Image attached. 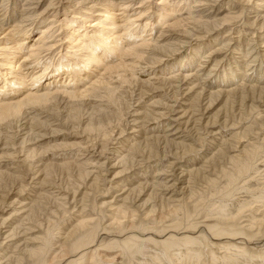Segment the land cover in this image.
Returning a JSON list of instances; mask_svg holds the SVG:
<instances>
[{"label": "rangeland", "instance_id": "374dc122", "mask_svg": "<svg viewBox=\"0 0 264 264\" xmlns=\"http://www.w3.org/2000/svg\"><path fill=\"white\" fill-rule=\"evenodd\" d=\"M26 1L0 3V21L12 20L0 33V45L22 46L21 53L0 52V107L25 102L21 118L0 121V172L7 175L0 183V264L8 256L20 257L21 250L40 246L47 233L59 246L62 233L80 220H91L88 228L99 224L100 235L81 258L72 257L77 264H156V257L169 264L160 241L174 234L198 241L173 248L171 264H264V27L251 25L256 2L133 0L125 10L110 6V18H105L98 16L101 3L87 14L83 8H68L70 0H33L28 7ZM23 8L30 10L21 13ZM191 18L217 26L206 34ZM67 20L75 22L68 29ZM178 22L184 26L171 30L169 26ZM102 23H114L115 28H98ZM99 33L110 35L106 47L95 39ZM91 42L97 46L91 51L93 61L85 49ZM156 46L176 50L157 53ZM159 56L160 61H150ZM70 93H78V98ZM45 94L49 98L42 106L24 101ZM138 144L130 163L112 168L116 157ZM230 157L245 166L237 169ZM124 168L126 173L114 178ZM79 169L85 172L83 181L77 177ZM119 179L127 188H150L140 200L137 194L130 197L126 206L136 217L122 220L128 225L117 229L111 224L114 207L109 206L116 207L113 200L118 201L120 193L112 185ZM163 185L170 191L163 192ZM151 191L155 198L149 196ZM161 198L171 200L167 203L175 212L164 209L166 220L161 222L157 212L152 220L145 218L142 213L149 203L142 209L139 205L149 199L150 206H159ZM34 201L41 202V215L36 223L24 221ZM224 216L233 220L225 225ZM249 223L252 229L246 227ZM231 225L252 236H211ZM12 229L16 236L7 237ZM133 235L131 254L123 252L120 241ZM241 248L253 252L254 258L243 257ZM95 249L99 260L88 258ZM188 249L196 253L190 256ZM52 256L46 257L48 262ZM228 257L232 261L227 263ZM33 260L26 256L19 264H36Z\"/></svg>", "mask_w": 264, "mask_h": 264}, {"label": "bare ground", "instance_id": "6f19581e", "mask_svg": "<svg viewBox=\"0 0 264 264\" xmlns=\"http://www.w3.org/2000/svg\"><path fill=\"white\" fill-rule=\"evenodd\" d=\"M4 1V0H3ZM2 1V2H3ZM16 1V0H15ZM25 1V0H24ZM68 1V0H67ZM148 1V0H147ZM251 0H248L247 1V3H249ZM256 3H255V5H257L258 6V8H255L256 9V11L254 12L255 14H254V20L252 21L253 23L251 24V25H259V28L260 29H262L263 27H264V0H254ZM2 2H0V3H2ZM34 2L35 1H33V0H27L26 1V3H25V5L28 7V6H31L32 4H34ZM38 2V1H37ZM133 2V0H119V2H115V0H70V2H67L66 3V5H68L67 7L69 8V7H71V6H75V8H79L78 10L79 11H81V9L83 8V10L85 9V10H87L88 12H87V14L88 13H90V11L91 10H94L93 8H94V6H96L95 4H99V3H101V5H103L104 6V8H103V11H100V13H98V16H104L105 18H110L109 16V10H108V8L110 7V6H115V7H120V8H122V9H120V10H125L127 7H129L130 5H131V3ZM89 3H91L90 4V6H86V5H88ZM4 4V3H3ZM36 4V3H35ZM2 5V4H1ZM52 4H50V6H51ZM100 5V4H99ZM5 6V5H4ZM49 6V7H50ZM53 7V6H52ZM67 7H66V10H67ZM5 9H6V7H5ZM64 9H65V7H64ZM30 9H25V8H23L20 12L22 13L23 11L25 12V11H29ZM32 10V9H31ZM1 11V10H0ZM6 10H4V12H5ZM54 14H56V13H54ZM34 15V14H33ZM168 15V14H167ZM24 16H25V14H24ZM170 16V15H169ZM140 17V16H139ZM199 17H202V16H199ZM25 19H26V17H25ZM81 19H85L84 17H82ZM128 19V18H127ZM139 19V18H138ZM194 18H191L190 19V21H194L193 20ZM9 20H11L10 18H8V19H6V21L4 22V20L3 21H0V33H4V31L5 30H7V28H5V26L8 24V21ZM198 20V19H197ZM12 21V20H11ZM24 21H27V19L26 20H21V21H19L18 23V26H20ZM68 21V20H67ZM138 20L136 19L135 20V22H137ZM74 22V20H70V21H68V23L66 24V29H68L69 27V25L70 24H72ZM198 26H200V27H204V29H205V33L207 34V33H209L210 31H212V30H214L213 28H215L216 26H217V24H215V23H202V22H196V21H194ZM75 23V22H74ZM130 23V22H129ZM217 23V22H216ZM134 24V22H131L130 23V25H133ZM149 24V23H148ZM128 25V24H127ZM94 26H95V24H94ZM98 26V28L99 27H101L102 29H106V30H113L114 28H115V26H114V23H112V24H110L109 26H107L105 23H102V24H98L97 25ZM96 26V27H97ZM129 26V25H128ZM145 27L147 26V25H144ZM184 26V24H183V22H178V23H176V24H174V25H171V26H169L170 27V29L171 30H176V29H178V28H180V27H183ZM28 27V26H27ZM117 27V26H116ZM151 27V26H150ZM15 28H17L16 26H15ZM24 28H26V27H24ZM129 28V27H128ZM14 29V28H13ZM13 29H12V31L8 34L9 36H11V34H12V32H13ZM150 29V28H149ZM15 30H17V29H15ZM116 31V30H115ZM19 32H24V31H20L19 30ZM136 33V32H135ZM182 33L184 34V35H188V32L187 31H182ZM18 34V33H17ZM24 34V33H23ZM102 34V33H101ZM106 34V33H105ZM191 34V33H190ZM98 36H96V40H100L99 41V44H100V47L101 48H103V47H106L109 43H108V40L110 39V35L108 34L107 36H104V35H101V36H99L100 35V33L99 34H97ZM116 36V35H115ZM105 37V38H104ZM117 37V36H116ZM129 37V36H128ZM192 37V36H191ZM82 38H84V37H82ZM104 38V39H103ZM80 39V38H79ZM9 40V39H8ZM117 40V42L120 40V39H116ZM43 41V40H42ZM143 41H144V39H143ZM78 43H79V40L77 41ZM111 43H113L112 45H113V47L115 48V46L114 45H116V43H115V41H113V42H111ZM111 43H110V45H111ZM153 43V42H152ZM183 43H185V42H182L181 44H183ZM98 43H96V45H97ZM120 44V43H119ZM84 45H86V44H84ZM121 45V44H120ZM9 45H7L6 43H2L1 45H0V52H4V51H6V50H11V49H16V53H21V48H22V46H20V45H17V43L13 46V47H8ZM118 46V45H117ZM116 46V47H117ZM146 46H148V45H146ZM16 47V48H15ZM97 46H95V44L94 43H90L89 45L87 44L86 46H85V49L86 50H88V52H89V56H90V59L92 60L93 58H92V49L93 48H96ZM112 47V46H111ZM167 47V46H166ZM166 47H155V48H153L154 49V52H157V53H159V52H162L163 54H166V53H168V52H170V54H173L174 52H175V50H176V48H172L171 50L169 49L168 50V48H166ZM227 47V46H226ZM32 48V47H31ZM33 48H34V46H33ZM40 48V47H39ZM38 48V49H39ZM36 49V48H35ZM109 51H111L110 49H108ZM129 51H131V49L129 50ZM165 51H166V53H165ZM30 52V51H29ZM32 53V52H31ZM111 53H113L112 51H111ZM161 53V54H162ZM9 54V53H8ZM4 56H6V55H4ZM158 56V55H157ZM247 56H249V55H247ZM257 56V55H256ZM88 57V56H87ZM7 58V57H6ZM11 58H13V57H11ZM140 58V57H139ZM8 59V58H7ZM6 59V60H7ZM89 59V58H88ZM88 61V60H87ZM93 61V60H92ZM91 61V62H92ZM150 61H152V63H155V62H158V61H160V56H159V58H155V57H153L152 59L150 58ZM253 61V60H252ZM89 62V61H88ZM185 73V72H184ZM184 77V76H183ZM185 77H186V75H185ZM178 78V77H177ZM122 79V78H121ZM120 79V80H121ZM173 79V78H172ZM124 80V79H123ZM126 81V80H125ZM182 81V80H181ZM263 90V89H262ZM233 91V90H232ZM84 92H86V91H84ZM78 94V93H77ZM77 94L75 93V94H68V96H70L71 98H73V99H75V97L76 98H78V96H77ZM32 95V94H31ZM30 95V96H31ZM67 95V94H66ZM85 94H83V95H81V96H84ZM219 95V94H218ZM28 97V98H26V100H24V101H26V103L29 105V104H32V105H38V106H42V105H44L45 103H47L48 102V94L46 95H43V96H32V97ZM50 97H51V95H49ZM53 97V96H52ZM23 102V101H22ZM19 102V103H14V104H12V105H10L9 103V105H2V107H0V121H3V120H6L7 118H9V117H20V114L22 115L23 113L21 112L22 111V108L24 107V103L25 102ZM26 106V105H25ZM24 117V116H23ZM21 118V117H20ZM18 120V119H17ZM21 120H23V118L21 119ZM33 121V119H31V122ZM50 121V120H49ZM91 121V120H90ZM25 122V121H24ZM34 122V121H33ZM99 122V121H98ZM38 123V122H37ZM45 123H47V122H45ZM91 123V122H90ZM93 123V122H92ZM40 124V123H39ZM49 124V123H48ZM53 124V123H52ZM99 124V123H98ZM97 124V125H98ZM36 125V124H35ZM89 125V124H88ZM33 126H34V124H33ZM31 127V126H30ZM35 127H37V125L35 126ZM42 127V126H41ZM47 127V126H46ZM101 128V129H104V126H102V125H98V128ZM40 128V127H39ZM25 129V128H24ZM28 129V128H27ZM42 129V128H41ZM43 129H45V128H43ZM26 131V130H25ZM30 131V130H29ZM122 133V132H121ZM27 134H29V133H27ZM30 135V134H29ZM121 135V134H120ZM38 137V136H37ZM30 138V137H29ZM152 139H154V138H152ZM30 140V139H29ZM24 141V140H23ZM27 142V141H26ZM148 142H150V140L148 139ZM152 142H154V141H152ZM146 143V142H145ZM158 142H156L155 144H157ZM166 143V142H165ZM168 143V142H167ZM147 144V143H146ZM151 144V143H150ZM159 144V143H158ZM157 144V145H158ZM169 144V143H168ZM166 145V144H165ZM172 145H173V143H172ZM167 146V145H166ZM138 147H139V144H138V146H132L130 149H129V151L127 152V155H125V156H123L122 158H120V156H118V157H116L117 159H115L116 161H115V163L112 165V168H115V167H121V166H124V164H127V163H130L131 161H132V152L133 151H135V153L137 152V149H138ZM119 151V150H118ZM120 151H121V148H120ZM250 152V151H249ZM115 153L117 154V150H115ZM134 153V154H135ZM114 154V153H113ZM122 154V153H121ZM14 155V154H13ZM31 155V154H30ZM123 155V154H122ZM246 155V154H245ZM24 156V155H23ZM236 157V156H235ZM247 157V156H246ZM111 158V157H110ZM113 158V157H112ZM111 158V159H112ZM231 158V157H230ZM237 158H238V160L241 158H239L238 156H237ZM134 159V158H133ZM248 159H249V156H248ZM231 160H233L232 162L234 163V164H237V165H239V167H237V169H240V167L243 165V166H245V164L244 163H239L238 161H236L237 159L235 158V159H233V158H231ZM236 161V162H235ZM244 161V160H243ZM247 161V160H246ZM248 162V161H247ZM231 163V162H230ZM232 163V164H233ZM233 164V165H234ZM240 164H242L241 166H240ZM236 165V166H237ZM247 165V164H246ZM65 166V165H64ZM67 166V165H66ZM242 166V167H243ZM250 166V165H249ZM52 166H48V168H46L45 169V171H44V173H45V177H47V176H49V172H50V168H51ZM118 167V168H119ZM62 168V167H61ZM122 168V167H121ZM236 168V167H235ZM249 168V167H248ZM57 169H59V167H57ZM66 169H68V166L66 167ZM65 170V169H64ZM73 170V169H72ZM241 170V169H240ZM240 170H237V171H240ZM242 170H244V169H242ZM246 170H247V168H246ZM79 172V174H78V179L80 180V181H83L84 180V177L86 176L85 175V172H82V171H80V169L78 170ZM103 171V170H102ZM109 171V170H108ZM126 169L124 168L122 171H120L119 173H117V174H115L114 176V178H121L122 177V175H124L125 173H126ZM105 172H106V170H105ZM164 172V171H163ZM237 173H240V172H237ZM242 173H244V172H242ZM246 173V172H245ZM88 174V173H87ZM232 174V173H231ZM235 174V173H234ZM240 175H242V174H240ZM244 175V174H243ZM7 177V175H5L4 173H1L0 172V183H1V179H3V177ZM14 176V175H13ZM131 176V175H130ZM227 176H231L230 174L229 175H227ZM238 176V174L236 175V177ZM88 177V176H87ZM132 177V176H131ZM141 177V176H140ZM223 177V176H222ZM239 177V176H238ZM11 178V177H10ZM126 178V180H124V179H119V180H116L115 182H114V184L112 185V188L114 189V190H116L117 192H119L120 194L119 195H117L116 196V198H118V201H115V200H117V199H114L113 200V202L114 203H116L115 205H116V207L115 206H113V205H110L109 207H114V210H113V213H114V215H113V218H112V221H111V224L113 223V225L117 228V229H119V228H126V226L128 225H123V222H122V220H131V219H134L135 217H136V215H135V211L134 210H132V209H130V207L129 206H126L127 205V201L128 200H130L131 201V199H130V197L132 196V195H134V194H137V196H136V199H138V200H140V196H142L143 194V192H145V191H147L148 190V188H150L148 185H140L137 189H134V188H127L126 186V184H124V181H126L127 183L129 182V181H127V178L128 177H125ZM136 178V177H135ZM5 179V178H4ZM7 179V178H6ZM8 179H9V176H8ZM19 179V178H18ZM132 180H133V178H131ZM130 179V180H131ZM139 179V178H138ZM171 179V178H170ZM230 179V178H229ZM234 179H236V178H234ZM12 180V179H11ZM17 180V179H16ZM15 180V181H16ZM45 179H43V181H44ZM124 180V181H123ZM135 180V179H134ZM213 180V179H212ZM232 181L231 182H233V179H231ZM209 182L211 181V179H209L208 180ZM215 181V180H214ZM228 181V180H227ZM138 182V181H137ZM205 182V181H204ZM207 182V181H206ZM211 182H213V181H211ZM216 182V181H215ZM230 182V183H231ZM123 183V184H122ZM167 183V182H166ZM208 183V182H207ZM228 183V182H227ZM229 183V184H230ZM212 184L213 183H211V186H212ZM228 184V185H229ZM2 185V184H1ZM157 185V184H156ZM161 185V184H160ZM160 185H158V186H160ZM207 185H210V183L209 184H207ZM214 185V184H213ZM231 185V184H230ZM171 186V185H170ZM155 186H153V188H154ZM23 188V187H22ZM160 188H162L161 190H164L163 192H168V191H170V187L168 186V185H163V187L161 186ZM155 191H157L156 189H154ZM160 190V189H159ZM226 190H228L227 188H226ZM153 191V190H152ZM150 192L149 193V196L150 195H153L154 196V198H155V195L153 194L154 192ZM225 191V190H224ZM229 191V190H228ZM227 191V192H228ZM224 193V192H223ZM231 194V193H230ZM191 195V194H190ZM122 196H124V197H122ZM148 196V197H149ZM42 197V199H48L49 197H46V196H41ZM122 197V198H121ZM151 197V196H150ZM120 198V199H119ZM39 199V198H38ZM57 199V198H56ZM150 199V198H149ZM149 199H145V201H143L142 203H141V205H139V206H141V209L143 208V207H146L147 205H148V203H149V209L147 210V209H145V210H143L142 212V215L143 216H145V218H151V220H152V218L153 217H156L155 215H159L158 216V220L161 222V221H163V220H166V216H164V214L165 213H163V210L165 209V210H171V209H169V208H171V207H169V205H168V203L167 202H171V200H169V199H171L170 197H169V199L168 198H166V199H163V198H161L160 199V201H159V206H155V205H152V206H150V200ZM203 199V198H202ZM61 200V199H60ZM176 200V199H175ZM200 200V199H199ZM134 201H135V199H134ZM137 201V200H136ZM54 202H56V201H54ZM61 202H62V200H61ZM61 202H60V207H62V205L63 204H61ZM26 204V203H25ZM56 204V206L58 207V205H57V203H55ZM109 204H112V203H109ZM27 205H29L28 203H27ZM26 205V206H27ZM25 206V205H24ZM40 206H42L41 205V202H33L32 204H30L29 205V207L27 208V211H25V218H24V221H30V222H34V223H36L35 222V218H37L36 216L37 215H41V207ZM138 206V207H139ZM179 206H180V204H179ZM208 206V205H207ZM6 207V206H5ZM214 207V206H213ZM215 207H217V206H215ZM23 209H25V207H22ZM176 208V207H175ZM205 208V207H204ZM178 210V209H177ZM172 212H175L174 210H171ZM223 211V210H222ZM157 212V214H155ZM161 212V213H160ZM54 212H51L50 214H53ZM184 213H185V211H184ZM223 213V212H222ZM222 213H221V215H222ZM167 214H170V211L167 213ZM174 214V213H173ZM187 214V213H186ZM226 215V214H225ZM186 216V215H185ZM218 216V215H217ZM218 217H220V216H218ZM224 217H226L225 219H224V221H225V225H227L226 223L227 222H231V220H233V218H232V216H230V219L227 217V216H224ZM51 218V217H50ZM49 218V219H50ZM188 218V217H187ZM204 218V217H203ZM157 219V218H156ZM211 219V218H210ZM223 219V217H221V220ZM263 220V219H262ZM4 221V220H3ZM90 221L91 220H88V221H86V220H80L78 223H77V225L74 227V228H72L71 230H69V231H67V232H64V233H62V244H60L59 246H57L56 244H54L52 241H51V238L53 237L52 235L51 236H49V233H47L46 234V237L45 238H43V239H41L40 241H41V245L40 246H37L36 248H34V249H31V250H21V252L19 253V255H20V257H17L16 259H14V257H6L5 258V263L4 264H11L12 263V261H14V264H19V263H21V261H22V259H23V257H29V259L30 260H33L34 258L36 259V264H51V263H54L55 261H62L63 259L65 260V264H77V262L76 261H74V260H72V257L74 256V255H76L77 256V254L78 255H81L80 256V258L83 256L82 254H83V251H85V250H87L88 248L87 247H89L91 244H93V243H97V239H98V237H99V229H100V227H99V224H96V225H94V226H91L90 228H88V226H89V224H90ZM132 221V220H131ZM219 221V220H218ZM254 221V220H253ZM2 222V221H1ZM4 222H6V221H4ZM4 222L2 223V225L4 224ZM11 223V222H10ZM52 222L50 221V220H48V225L49 224H51ZM131 223H133V222H131ZM172 223V222H171ZM221 223V222H220ZM261 223V222H260ZM230 224V223H229ZM131 226H132V224H130ZM242 225V224H241ZM256 225V224H255ZM130 226V227H131ZM209 226V225H208ZM0 227H2V226H0ZM12 227V226H11ZM193 227V226H192ZM212 227V226H211ZM217 227V226H216ZM225 227V226H224ZM246 227H248V228H250V229H252L253 227L251 226V224L249 223V225H246ZM5 228V227H4ZM10 228V227H9ZM20 228V227H19ZM88 228V229H87ZM213 228V227H212ZM230 230H222V229H219V228H217L214 232H212V235L211 236H213L214 235V237L215 238H218L219 240H220V238L222 239L223 238V236H225V238H227V237H237V236H243V238H247V240L249 239V236H252V235H248L247 233H245V232H243V231H238L237 229L235 230V226H233V225H231V226H229L228 227ZM231 228H234V230H231ZM240 228V227H239ZM173 229H175V228H173ZM190 229H191V227H190ZM189 229V230H190ZM193 229V228H192ZM244 229H245V227H244ZM125 230V229H124ZM154 230V229H153ZM163 230V229H162ZM207 230V229H206ZM213 231L210 227H208V231ZM13 231H15V233H17L16 232V230H14V229H12V230H10V231H7L6 232V235H7V237H11V236H14L15 234H14V232ZM161 231V230H160ZM167 231V230H166ZM225 231H227V232H225ZM124 232V231H123ZM130 232V231H129ZM176 232V231H175ZM183 232V231H182ZM238 232V233H237ZM256 232V231H255ZM52 234V233H51ZM157 234V233H156ZM257 234V233H256ZM256 234H254V236H256ZM128 235V234H127ZM16 236V235H15ZM134 236V235H133ZM129 236V237H127V238H125L124 240H122V241H120L121 243H120V246H121V248H122V251L123 252H125V253H129V254H131V247L132 246H134L136 243H135V237L136 236ZM213 238V237H212ZM228 238V239H229ZM156 239V238H155ZM231 239V238H230ZM36 240V239H35ZM243 240H245V239H243ZM117 241V240H116ZM198 240H196V239H193V238H190V237H188V236H183V237H181L180 239H177V237L175 236V234L174 235H170L169 237H167L165 240H163V241H160V244H162V245H164L165 246V248H164V250L162 251L163 252V254H162V256L163 257H165V259H167V262L169 263V264H171L172 263V260L169 258L170 256H171V250L174 248V249H178L180 246H186V247H189V246H191V245H193L194 243H196ZM240 241V240H239ZM50 242L51 243H53V244H50ZM151 242V241H150ZM153 242H155V241H153ZM95 243V244H96ZM94 244V245H95ZM93 245V246H94ZM159 245V244H158ZM161 245V246H162ZM97 247H98V245H96ZM226 246V245H225ZM118 247V246H117ZM224 247V246H223ZM238 247V246H237ZM93 248V247H92ZM220 248H222V245H221V247ZM245 248V247H244ZM235 249V248H234ZM241 249H243V248H241ZM55 250H57V252H55ZM136 250H140V249H136ZM96 251V249L95 250H93V251H91L90 250V252L92 253H88V255H91L90 257H88V258H90V259H92V260H99V258L97 259L96 257L97 256H99V254L97 255V253L95 252ZM187 251H189V255L191 256V254L190 253H196V251L195 250H187ZM224 251H225V249H224ZM242 252V254H243V257H245L247 260H249L250 258H254V257H252V255H253V252H252V255H250L251 253H249V252H247V250H244L243 249V251H241ZM82 253V254H81ZM210 253V252H209ZM4 254V253H3ZM26 255V256H25ZM48 255H53L52 256V260L50 261V262H48L47 261V256ZM88 255H86V256H84V259H85V257H87ZM187 255H188V253H187ZM188 255V256H189ZM193 256H195L194 254H192ZM259 255V254H258ZM173 256V255H172ZM197 256V255H196ZM255 256V255H254ZM257 256V255H256ZM263 256V255H262ZM260 257V258H262L263 260H264V258L263 257ZM174 257V256H173ZM69 258H71V260L69 259ZM76 258V257H75ZM184 258V257H183ZM190 258V257H189ZM197 258V257H196ZM229 258V257H228ZM225 259V261L227 262H230V261H232V259ZM3 259V258H2ZM235 259V258H234ZM87 260H89V259H87ZM154 261L155 260H157L156 262V264H161L162 263V260L160 259V258H158V257H156V258H154L153 259ZM152 260V261H153ZM177 260V259H176ZM175 260V261H176ZM33 261H35V260H33ZM90 261V260H89ZM197 261V260H196ZM244 261H245V259H244ZM109 262V261H108ZM227 262V263H228ZM89 263V262H88ZM78 264H80V263H78Z\"/></svg>", "mask_w": 264, "mask_h": 264}]
</instances>
